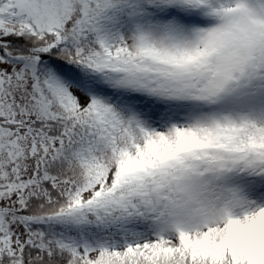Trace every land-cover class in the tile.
Returning a JSON list of instances; mask_svg holds the SVG:
<instances>
[{
	"label": "snow or ice",
	"instance_id": "1",
	"mask_svg": "<svg viewBox=\"0 0 264 264\" xmlns=\"http://www.w3.org/2000/svg\"><path fill=\"white\" fill-rule=\"evenodd\" d=\"M0 264H264V0H0Z\"/></svg>",
	"mask_w": 264,
	"mask_h": 264
}]
</instances>
